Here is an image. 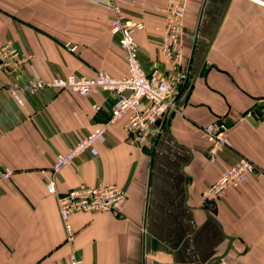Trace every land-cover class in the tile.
I'll return each instance as SVG.
<instances>
[{
	"label": "crops",
	"instance_id": "obj_1",
	"mask_svg": "<svg viewBox=\"0 0 264 264\" xmlns=\"http://www.w3.org/2000/svg\"><path fill=\"white\" fill-rule=\"evenodd\" d=\"M128 1L124 15L144 24L134 32L143 68L171 75L160 51L166 0ZM110 17L88 0H0V46L32 55L21 66L23 83L33 71L44 79L98 69L121 77L127 68ZM185 26L179 109L143 144L129 140L121 119L98 155H81L55 174L56 156L107 121L114 95L24 89L19 105L6 89L13 74L0 72V164L13 171L0 182V264H69L72 249L82 264H217L220 255L227 264H264V0H189ZM215 120L228 129L212 160L202 128ZM239 157L256 172L204 205L203 190ZM51 176L60 193L115 185L126 204L119 214L71 215L69 244L46 189Z\"/></svg>",
	"mask_w": 264,
	"mask_h": 264
},
{
	"label": "built area",
	"instance_id": "obj_2",
	"mask_svg": "<svg viewBox=\"0 0 264 264\" xmlns=\"http://www.w3.org/2000/svg\"><path fill=\"white\" fill-rule=\"evenodd\" d=\"M101 5L111 13L108 29L111 35L118 37V44L124 53L127 74L121 77L110 75L98 69L90 76L67 74L44 79L34 71L26 83L22 81L21 66L28 63L32 55L21 53L10 42L0 46V72L12 73V79L7 84L14 101L21 105V92L26 89L35 92L49 87L55 90H71L81 96H88L95 91H105L114 95L111 115L106 122L91 130L80 138L73 146L59 153L50 170L57 173L63 166L69 165L81 155L96 156L99 145L104 144L108 127L125 119L124 128L129 140L136 144L147 141L149 134L159 119L170 112L177 111V96L184 85V76L180 67L184 57L185 13L189 0H166L162 11L165 15V25L161 36L160 51L171 66V75L153 68L146 71L139 59L138 46L134 32L141 30V21L126 17L123 5L128 0H88ZM74 51L75 46H70ZM94 108H98L94 105ZM264 114V107L260 108ZM261 113L255 109L247 111L248 115L259 118ZM227 126L222 121L215 120L203 126L202 133L209 143V155L212 160L226 145ZM256 172L255 165L246 157L222 169L215 181L210 183L201 193V202L206 205L221 199L227 189L237 187ZM12 169L0 164V182L9 180ZM49 194L55 195L60 218L65 232V241L73 243L76 232L70 222V216L76 213L107 212L119 214L127 201L125 191L115 185L88 186L85 184L60 193L57 190L55 178L51 176L46 182ZM69 264H82V259L72 249ZM217 264H227L225 255H220Z\"/></svg>",
	"mask_w": 264,
	"mask_h": 264
},
{
	"label": "water",
	"instance_id": "obj_3",
	"mask_svg": "<svg viewBox=\"0 0 264 264\" xmlns=\"http://www.w3.org/2000/svg\"><path fill=\"white\" fill-rule=\"evenodd\" d=\"M260 105L262 106V105H264V96L263 97H261V101H260ZM151 264H161V263H158V262H152Z\"/></svg>",
	"mask_w": 264,
	"mask_h": 264
}]
</instances>
